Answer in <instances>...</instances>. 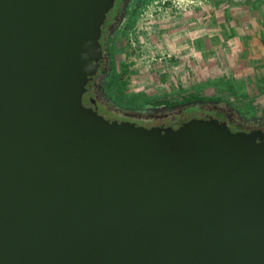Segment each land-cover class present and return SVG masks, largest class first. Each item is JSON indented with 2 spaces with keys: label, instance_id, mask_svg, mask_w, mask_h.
<instances>
[{
  "label": "water",
  "instance_id": "water-1",
  "mask_svg": "<svg viewBox=\"0 0 264 264\" xmlns=\"http://www.w3.org/2000/svg\"><path fill=\"white\" fill-rule=\"evenodd\" d=\"M115 2L0 0V264H264V135L84 105Z\"/></svg>",
  "mask_w": 264,
  "mask_h": 264
},
{
  "label": "rangeland",
  "instance_id": "rangeland-1",
  "mask_svg": "<svg viewBox=\"0 0 264 264\" xmlns=\"http://www.w3.org/2000/svg\"><path fill=\"white\" fill-rule=\"evenodd\" d=\"M110 42L109 93L129 113L198 100L264 113V0H132Z\"/></svg>",
  "mask_w": 264,
  "mask_h": 264
},
{
  "label": "flooded vegetation",
  "instance_id": "flooded-vegetation-1",
  "mask_svg": "<svg viewBox=\"0 0 264 264\" xmlns=\"http://www.w3.org/2000/svg\"><path fill=\"white\" fill-rule=\"evenodd\" d=\"M131 2L132 0H116L107 15L100 38L103 57L92 81L86 87L84 105L97 110L108 121L129 122L148 129H177L182 123L192 119H213L224 123L233 133L264 135V113L249 115L220 101L198 100L162 109H144L136 113H129L118 106L109 93L113 73L110 41L114 32L123 25Z\"/></svg>",
  "mask_w": 264,
  "mask_h": 264
}]
</instances>
